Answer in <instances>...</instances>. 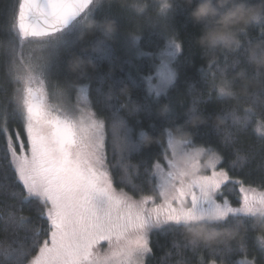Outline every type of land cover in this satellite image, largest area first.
I'll return each mask as SVG.
<instances>
[{
	"label": "snow or ice",
	"instance_id": "6c2138e0",
	"mask_svg": "<svg viewBox=\"0 0 264 264\" xmlns=\"http://www.w3.org/2000/svg\"><path fill=\"white\" fill-rule=\"evenodd\" d=\"M176 3L125 0L122 5L144 16L149 27L159 26L165 36L166 43L155 54L153 72L144 77L154 101L168 94L177 77L175 61L182 44L170 23ZM103 7L104 0H14L10 9L7 38L0 39V64L7 68L14 85L11 96L5 90V98L0 99V136L6 144L3 159L7 161V171L2 173L7 183L0 182V196H9L11 203H0V220L13 232L10 238L0 239V264H150L157 234L182 237L183 250H202V246L187 242L183 226L208 216L226 217V222L239 219L245 225L238 240L208 249L214 257L217 253L224 257L208 264H264L253 254L258 251L264 257V236L254 244L248 238L249 219L264 217V190L246 186L249 181L234 175L244 171L251 159L239 143L243 135L251 132L264 146V80L257 89L260 99L237 96L218 112L223 123L215 125V131L223 134L221 147H230L233 153L227 163L221 147L208 142L197 146L190 133L177 140L172 131L166 132L167 147L160 145L162 158L156 155L150 161L134 163L131 157L145 148L142 141L148 132L141 129L137 133L119 115L126 105L112 101L119 100L117 89L123 91L135 81L113 78L110 70L95 77L97 86L93 88L94 77L86 72L73 79L62 57V52H67L94 67H99L101 60L114 62L112 46L96 29L89 33L101 35L91 51L81 48L79 55L70 51L82 39L85 20H113L106 14L97 18ZM255 23L259 36L242 30L240 50L221 52L212 65L211 79L202 78L208 92L194 97L188 116L204 117L203 124L211 119L213 114H205L199 104L208 102L212 92L223 97L216 88L219 79L244 64L246 44L264 40V18ZM138 33L139 29L127 34L130 47L137 45ZM36 49L42 55L33 57ZM93 93L104 99L100 111H94ZM125 102H131L130 93ZM140 112L151 114V105L134 103L129 115ZM161 112L170 113L171 109L165 104ZM108 120L118 149L114 163L106 150ZM15 121L19 127H10ZM184 131L183 125L176 128L177 135ZM193 151L198 156L186 165L189 175L176 167L173 158ZM141 164L143 181L139 179ZM258 187L264 189V170ZM236 189L238 197L229 199L226 190ZM34 204V213L26 215V209L32 213ZM233 255L244 259L232 260Z\"/></svg>",
	"mask_w": 264,
	"mask_h": 264
},
{
	"label": "trees",
	"instance_id": "16d2710c",
	"mask_svg": "<svg viewBox=\"0 0 264 264\" xmlns=\"http://www.w3.org/2000/svg\"><path fill=\"white\" fill-rule=\"evenodd\" d=\"M253 3L257 0H252ZM14 0H0V39L7 38V32L5 30L6 22L9 18V12L13 6ZM125 0H104V7L97 12V18L103 15H108L112 18L118 30L110 39H104L113 48V55L116 58L113 63L108 60L99 61V67H92L87 70V73L94 77L92 80V87L97 86L95 79L101 73H108L110 70L113 73V78H120L126 82L129 77L132 81H135L134 86L129 87L121 91L117 89L119 100H114L112 103L126 106L120 109L119 115L124 117L126 123L134 128L137 133L143 129L150 133L157 142H153L150 146L145 147L137 155L133 154L132 161L139 162L142 159H148L149 161L156 155H160L162 158L163 150L160 145H166V132L172 131L175 138H177L176 128L183 125L185 131L192 134L194 142L197 146H200L202 142H208L214 144L216 147H221L220 136L215 131V125L217 123L216 117L218 112L224 109V106L234 103L232 98L219 97L216 92H212L208 102H201L199 108L205 114L211 113V119L207 124H199L197 127H192L189 123L190 108L193 105V99L198 93L202 92L207 94L208 89L204 87L203 77L207 76L209 80L212 74V65L218 57H221V52L207 53L197 43L196 38L200 33L201 25L196 24L189 17L190 8L182 3V0H177L175 5V12L171 20V27L178 37V42L182 44V53L175 61V67L177 70V77L174 85L169 89L166 96L159 97L158 101H154L152 96L149 95L145 76L149 75L152 71L155 63V54L166 43L165 36L161 32L159 26L149 27L145 21L144 16L136 15L130 9L122 7ZM139 29L140 39L138 41L139 47L142 50V54L133 56L130 51L124 48V35L128 33H135ZM246 31H249L253 36H259V26L253 22L247 26ZM101 34L99 32L87 33L79 40L70 51L79 55L81 48H87L91 51V45L94 43L97 37ZM27 54V53H26ZM33 57L42 55L39 49L32 51ZM62 57L65 66L70 59L67 52H62ZM234 71V70H233ZM251 74V70L249 69ZM78 73H73L72 78L75 79ZM194 85L195 87H190ZM14 85L10 78L7 76V68L0 64V99L5 98L6 95L11 96ZM107 94V87L103 89ZM130 93L131 102H125V95ZM93 99L96 102L94 111H100L103 108V97H97L93 93ZM134 103H149L151 105V114L147 112H140L138 115H129ZM167 104L171 109L170 113H162L161 107ZM104 115L107 116L108 112L105 110ZM174 118V120H173ZM139 120V123H137ZM107 131V155L111 162H115L118 158V149L115 148L112 136V121L108 120ZM10 127H19V121L10 122ZM240 145L251 154V159L242 172L234 173L239 179H245L249 181L250 186L258 188L260 183V177L262 170H264V146H262L251 132L243 135L239 141ZM6 144L4 138L0 136V182L7 183L2 179V173L7 171V161L3 159L4 150ZM223 152L224 162L233 158L232 149L230 147H221ZM168 154L170 152L168 150ZM144 166L140 165V177L141 181L145 180L143 172ZM14 190V189H10ZM226 194L231 200H235L238 197V189L226 190ZM0 203H11L9 196H0ZM35 211V204L32 206V213H29L26 209L25 214H33ZM7 227V231L5 228ZM248 238L249 243L254 244L255 241L262 235L260 222L255 218L249 219L248 223ZM13 229L10 226H6L2 220H0V239H8L12 235ZM21 235L23 233L21 232ZM153 244L154 254L150 261V264H177L178 261H184V264H208L212 259H223V255L217 253L214 257L209 248L203 247L202 250L192 251L191 249L183 250V238L180 236H173L171 233L157 234L154 238ZM237 238L236 240H238ZM176 245L181 247L178 249ZM179 253V254H178ZM258 261L264 260V257L260 256L259 252H254ZM244 257L239 255H233L230 259L239 261ZM252 257L249 256L248 259Z\"/></svg>",
	"mask_w": 264,
	"mask_h": 264
},
{
	"label": "clouds",
	"instance_id": "9594fccd",
	"mask_svg": "<svg viewBox=\"0 0 264 264\" xmlns=\"http://www.w3.org/2000/svg\"><path fill=\"white\" fill-rule=\"evenodd\" d=\"M182 3L190 8L189 17L192 21L201 25L196 43L207 53L238 52L240 50L238 37L242 30L264 18V0H257L255 3L252 0H182ZM83 29V36L96 29L101 31L106 39H110L117 31V26L114 20L97 21L93 18L84 21ZM242 55L244 64L238 65L229 77L219 79L216 85L217 92L232 99L237 96L260 99L261 97L257 96V89L264 80V40L246 44ZM92 67L94 65L90 61L79 56L70 57L67 62V69L72 73H86ZM216 121V125L223 123L220 117H216ZM205 122V118L199 115H191L188 120L191 126ZM188 136L189 133L184 131L177 136V140L186 139ZM153 142L151 135L145 133L143 145L147 147ZM197 156L198 153L193 151L187 156H175L173 162L177 168L191 175L186 165ZM255 219L260 222L261 236H264V217L257 216ZM226 220V217L215 216H208L203 221L193 220L183 226L184 237L193 246L213 248L227 245L242 236L245 225L239 219H233L231 222Z\"/></svg>",
	"mask_w": 264,
	"mask_h": 264
},
{
	"label": "rangeland",
	"instance_id": "374dc122",
	"mask_svg": "<svg viewBox=\"0 0 264 264\" xmlns=\"http://www.w3.org/2000/svg\"><path fill=\"white\" fill-rule=\"evenodd\" d=\"M124 41H123V44H124V48H126L127 50H128V52L130 51V53L133 55V56H138V55H140V54H142V50L140 49V47H139V44L137 43V45L135 46V47H130L129 46V38H128V35H124ZM162 49V48H161ZM160 49V50H161ZM159 50V51H160ZM158 51V52H159ZM154 68V67H153ZM153 72V69H152V71L150 72V74ZM149 74V75H150ZM146 85H147V83H146ZM147 88H148V85H147ZM175 138V137H174ZM175 139H177V138H175ZM167 145V144H166ZM169 152H170V155H171V150L169 149ZM257 190L258 191H260V190H264V189H258L257 188ZM244 259V258H243ZM243 259H240L239 261H241V260H243Z\"/></svg>",
	"mask_w": 264,
	"mask_h": 264
}]
</instances>
